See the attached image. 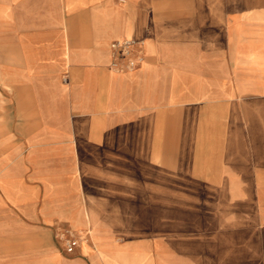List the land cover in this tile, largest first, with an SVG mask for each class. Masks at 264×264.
Segmentation results:
<instances>
[{
	"label": "crops",
	"instance_id": "0c3cea01",
	"mask_svg": "<svg viewBox=\"0 0 264 264\" xmlns=\"http://www.w3.org/2000/svg\"><path fill=\"white\" fill-rule=\"evenodd\" d=\"M105 263L264 264V0H0V264Z\"/></svg>",
	"mask_w": 264,
	"mask_h": 264
},
{
	"label": "rangeland",
	"instance_id": "374dc122",
	"mask_svg": "<svg viewBox=\"0 0 264 264\" xmlns=\"http://www.w3.org/2000/svg\"><path fill=\"white\" fill-rule=\"evenodd\" d=\"M170 186V184H169ZM169 203H172V202H169ZM178 205V210H180V213L177 215V216H174V217H169L167 218V222H168V225H174V224H177L179 226V228L181 229L180 233H176L175 235L177 236H180L182 238H185L186 240H191V238L193 236L197 237V236H203V235H210L209 236V239L211 241H215L217 238H216V233L214 232H207V229L204 231L203 230V227L202 225H220V224H223V219L220 218V217H215V216H210L208 217L207 215L206 216H194L192 217V210L193 209V205H192V202L191 201H184L183 203H176ZM200 204H202V202H200ZM110 219V218H109ZM198 219H199V226L201 225V228H200V231L197 232H193L191 231L192 229V226L193 228H195L198 224ZM111 220V219H110ZM114 220V225L117 227V229L121 228V232H119L117 235L119 236V239L121 242H125L128 240L129 236H136L137 238L139 237V234L138 233H129L127 231L128 229V218L127 217H116V218H113ZM193 224V225H192ZM119 227V228H118ZM198 228V227H197ZM196 228V230H197ZM218 229V228H217ZM215 230V229H213ZM82 235H85V233ZM144 235V234H142ZM170 235H174L172 233L169 232V234L167 235L168 237H170ZM155 237H152V239H154ZM182 250H188V249H182ZM106 264V263H105Z\"/></svg>",
	"mask_w": 264,
	"mask_h": 264
},
{
	"label": "built area",
	"instance_id": "2783aa9c",
	"mask_svg": "<svg viewBox=\"0 0 264 264\" xmlns=\"http://www.w3.org/2000/svg\"><path fill=\"white\" fill-rule=\"evenodd\" d=\"M142 43V40L131 37L113 41L111 44L113 52L111 66L116 70L137 67L143 60ZM58 237L64 241L65 249L68 253H74L81 246V241L87 238L82 234L69 230H65Z\"/></svg>",
	"mask_w": 264,
	"mask_h": 264
}]
</instances>
